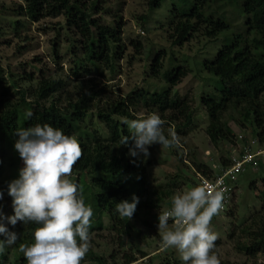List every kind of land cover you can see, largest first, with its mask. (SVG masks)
Listing matches in <instances>:
<instances>
[{
	"label": "trees",
	"instance_id": "1",
	"mask_svg": "<svg viewBox=\"0 0 264 264\" xmlns=\"http://www.w3.org/2000/svg\"><path fill=\"white\" fill-rule=\"evenodd\" d=\"M22 1L14 10L17 16L28 22H38L47 17L61 15L64 17L66 35L72 34L79 37L82 57L74 60L77 64L71 73L75 78L90 76L93 72H99V75H102L101 68L114 72L116 63L122 59L124 52L123 24L121 16L115 13H109L110 16L100 15L109 4L108 0H91L87 5L82 3V0ZM118 1L124 3L123 0ZM160 2L161 0H147L151 10L157 9ZM190 2L191 8L185 15H178L176 8H173L168 33V39L173 46H181L192 39L198 42L200 39L215 40L219 34L228 30V24L221 16L216 15L214 10L206 11L213 4L221 3V0H190ZM222 5L224 3H221ZM240 7L245 16V29L233 35L228 43L217 51L211 61H204L201 65V71L214 77L212 79L215 81L214 92L205 93L200 97V103L208 120L205 131L211 145L215 148L220 142L236 145L235 134L229 126L230 121L241 129L247 126L250 129V135L244 138L255 140V148L264 147V100L262 98L264 94V0H241ZM14 24L16 27L23 26L19 21ZM130 45L133 46L137 56L141 55V42L131 40ZM53 47V54L57 55L58 49L55 45ZM57 56L60 58L59 55ZM34 61L38 62V58L25 63L29 68L27 72L23 67L24 64L20 63L16 67L7 66L6 71L0 60V158H3V161L6 160L4 157L7 150L14 146L18 139L15 131L19 128L50 124L62 129L66 135L75 136L82 148V157L73 168L71 176L76 175V177L72 181L79 185L83 197L82 185L78 177L83 175L92 188V198L98 211L111 222L112 229L128 237V252H123L122 264H132L146 257L147 254L141 252L136 245V240L139 236L141 237L143 231L136 230L131 221L140 219L142 212L148 214L158 210V215L163 214L164 212H160L162 204L170 210L172 202L168 200L172 197L173 190L168 185L165 189L159 186V190L150 191L143 160L140 156H130L128 147L119 143L122 135H131L123 121L142 118L137 114L140 109H145L147 112L144 115L156 112L165 121V135L168 134L169 129L172 130L171 124H175L176 133L183 136L194 124V110L182 101L176 105H168L159 94L148 93L142 89L111 101L104 100L105 87H98L92 80L86 82L79 80L82 82L68 92L65 81L47 76ZM163 67L162 53H159L151 62L150 75H157ZM14 68L22 69L27 81H35V88L32 91L20 88L11 81ZM188 73L189 70L181 66L164 71L162 77L171 89ZM29 93L33 99L30 102L32 116L20 119L19 114L22 111L20 108L28 104L26 96ZM165 93H168V90ZM63 95H65L64 104L61 102ZM93 109L96 110L97 121L102 125L106 136H101L97 130L81 126ZM225 114H227L226 118ZM256 161L259 165L263 160L260 157ZM228 163L227 157H220L221 167L228 166ZM191 164L206 178H212L218 173V170L214 172L208 164L195 159L191 161ZM13 173L17 178L19 177L17 169L13 170ZM121 180L134 182L133 195L127 194V189ZM261 184L263 188L260 194L256 195L258 206L253 208L245 218V222L239 228L242 241L239 242L240 239H237L236 242L237 249L250 257L264 252V178ZM8 185L6 177L0 178V195H2L0 212H3L0 223L3 222V224L7 221L6 212L8 210L13 212ZM254 185L255 181L251 183V187ZM134 195L139 198V203L131 220H127L116 211V203L121 200L131 202ZM231 207L224 212L228 217L233 215ZM172 223L170 219L169 224ZM142 224L146 229L158 226V216L153 224H149L147 220H142ZM36 227L38 225L33 223L24 225L22 222H17L15 226L9 223L8 229L18 236V240L12 245L13 248H18L21 244L33 243L32 232ZM91 230L92 227L90 232ZM234 230L233 228L229 234L230 239L233 238ZM4 238L0 236V239ZM120 241L119 246L123 248L125 242L121 239ZM217 243L215 242V245ZM3 254L4 252L0 254V264H7L8 258ZM137 254L140 257H137ZM108 256L104 257L102 254L89 251L82 264L87 260L93 261V264H117L114 262L113 253ZM171 257V260L165 256L163 258L159 256L158 259L161 260L160 264L183 262L179 254L173 251ZM107 258L110 260L108 261ZM15 261V264H27L23 253Z\"/></svg>",
	"mask_w": 264,
	"mask_h": 264
},
{
	"label": "rangeland",
	"instance_id": "2",
	"mask_svg": "<svg viewBox=\"0 0 264 264\" xmlns=\"http://www.w3.org/2000/svg\"><path fill=\"white\" fill-rule=\"evenodd\" d=\"M90 1L82 0V3L87 5ZM123 1L122 4L118 0H108L109 4L105 6L104 11L100 14H106L105 16H108L109 13L120 15L123 24L124 52L122 59L117 61L113 73L101 68L102 75H99V72H93L90 76H84L80 79L75 78L71 73L77 64L74 60L82 57L79 37L72 34L66 35L65 21L61 15L47 17L38 22H28L17 16L14 10L18 4L23 2L22 0H0V60L6 71L8 70L7 66L16 67L20 63L24 64L23 67L29 72L28 65L25 63L38 58V62H34L42 68L47 76L65 81L68 92H71L72 88L74 89L80 82L92 80L98 87H105L106 97H103L104 100L110 99L111 101V99L124 97L131 92L142 89L148 93L159 94L168 105H176L182 101L192 107L194 110V124L187 130L185 135L177 134L180 137L179 147L165 148L153 144L149 147L150 155L146 159L142 155L140 156L146 166L150 191L159 190V186L165 189L169 185L173 190V195L168 201L172 202L175 195L189 191L197 182V178L202 177L192 166V160L195 159L198 162L208 164L214 172L217 170L219 172L221 168L219 164L220 157L235 155L239 150L237 136L250 135V129L247 126L245 129H241L230 121L229 126L235 134L236 145L220 142L218 147H213L205 131L208 125L206 112L200 103V97L205 93H213L215 88L214 77L201 71L202 62L211 61L217 51L228 43L233 35L245 29V16L240 7L241 0H221L224 5L221 6V3H216L207 8L206 11L214 10L216 15L221 16L228 24L227 31L219 34L215 40L200 39L198 42V40L194 41L192 39L181 46H173L168 39L173 8H176L178 15H185L191 8L190 0H161L160 6L153 10L149 9L147 0ZM17 21L21 22L23 26L16 27L14 23ZM131 40L141 42V55L137 56L134 52L133 46L130 45ZM54 45L58 49L57 55L60 58L53 54ZM159 53H162L164 67L157 75L152 76L150 75V65ZM181 66L187 68L189 73L175 87L169 89L162 74L164 71ZM12 77L9 78L20 88L30 91L35 88V81H27L22 69L14 68ZM167 90L168 93H165ZM64 97L65 95L61 98L62 104H64ZM262 98L264 100V94ZM26 99L28 104L20 108L22 110L19 114L20 119H23L26 113L31 111L30 102L33 99L30 93L26 96ZM95 111V109L92 110L81 126L97 130L101 136H106L102 125L97 121ZM146 112L147 110L140 109L137 115L143 117ZM226 116L227 114L224 115L225 118ZM171 127L176 133L175 124H171ZM2 159L0 158V178L4 176L5 179L6 177L9 184L12 180L19 178L16 177L13 170L17 169L19 171L23 167V161L14 146L7 150L6 157H4L6 160L3 161ZM262 160L256 168L247 166L245 171L236 177L233 184L236 190L231 207L233 215L228 217L225 215L226 213L219 212L211 220L210 228L218 235L216 240L218 243L215 245L214 251L221 264H264V252L250 257L236 247L237 239H240L239 242L242 241L239 228L242 227L249 212L258 206L256 195L260 194L263 188L261 181L264 178V158ZM75 177L76 175L70 176L69 179L73 180ZM78 177L82 185L84 202L86 206H91L94 212L91 218L92 230L90 232L92 246L89 251L102 254L104 257L113 253L114 262L122 264L124 260L123 252H128V237L120 235L110 227L111 222L95 206L92 198V188L87 180L84 179L83 175ZM121 181L127 189V194L129 196L133 195L135 193L134 182ZM253 181H255V185L251 187ZM10 202L11 205L12 200ZM157 211H151L148 214L142 212L140 219L131 221L136 230L143 231L141 237L139 236L136 240V245L141 252L147 254L146 257L140 258L132 264H160L159 256L162 258L165 256V258L171 260L172 251L179 254L174 248L163 246L162 232L158 230L157 226L148 227L147 229L143 226L142 220H147L149 224L156 222ZM166 211V205L162 204L160 212ZM0 213L3 214V212ZM11 215H13V212L8 210L6 218ZM0 224L7 229L9 228L8 220L4 224L3 222ZM172 224H169V226L171 227ZM233 228L235 229L234 235L230 239L229 234ZM8 230L11 232L10 229ZM120 239L125 242L123 248L119 246L121 244ZM19 249L20 247L13 248L12 245L5 248L3 255L8 258L7 264H15V259L22 256ZM137 257H140V255L137 254ZM107 260L110 259L107 258ZM83 264H93V261L87 260ZM181 264H184V262H181Z\"/></svg>",
	"mask_w": 264,
	"mask_h": 264
},
{
	"label": "clouds",
	"instance_id": "3",
	"mask_svg": "<svg viewBox=\"0 0 264 264\" xmlns=\"http://www.w3.org/2000/svg\"><path fill=\"white\" fill-rule=\"evenodd\" d=\"M26 116L31 118L32 113L27 112ZM123 123L131 135H122L119 143L128 147L132 157L142 155L146 159L153 144L165 148L180 146V137L173 130L165 135V121L156 112L125 119ZM15 134L18 139L14 148L23 167L19 178L8 185L14 214L6 219L13 226L17 222L38 225L32 232L34 242L21 244L19 250L27 264H82L92 246L94 212L86 206L79 185L68 178L82 157L78 139L50 124L19 128ZM224 199L225 192L211 185L195 186L175 195L171 209L158 215L163 246L177 250L184 264H221L214 251L218 235L210 223L223 208ZM138 203L139 198L134 195L131 202L116 203V211L131 220ZM170 219L174 222L171 227ZM0 236L5 237L0 239V254L18 240L17 234L2 224Z\"/></svg>",
	"mask_w": 264,
	"mask_h": 264
},
{
	"label": "built area",
	"instance_id": "4",
	"mask_svg": "<svg viewBox=\"0 0 264 264\" xmlns=\"http://www.w3.org/2000/svg\"><path fill=\"white\" fill-rule=\"evenodd\" d=\"M237 142L239 143V150L235 155L227 157L229 160L228 166L221 167L220 171L212 178L199 176L197 182L193 185V187L211 185L225 192L224 206L220 213L226 212L232 206L236 190L233 184L236 177L244 172L247 166L256 168L258 166L257 158H264V147L255 148V140H246L242 135H238Z\"/></svg>",
	"mask_w": 264,
	"mask_h": 264
}]
</instances>
